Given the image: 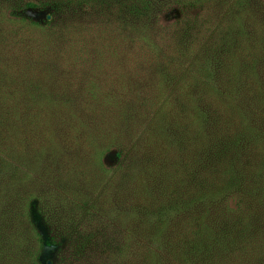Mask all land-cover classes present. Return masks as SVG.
Instances as JSON below:
<instances>
[{
	"label": "trees",
	"instance_id": "trees-1",
	"mask_svg": "<svg viewBox=\"0 0 264 264\" xmlns=\"http://www.w3.org/2000/svg\"><path fill=\"white\" fill-rule=\"evenodd\" d=\"M221 1L210 0L209 7L217 8ZM123 4L144 11L149 25L142 28V39L139 37L144 47L149 44L150 50L154 49L160 25L153 0H123ZM247 9V16H255L252 23L246 21L252 26L250 32L254 30L248 46L260 55L230 54L216 76L202 60L197 75L176 94V100L170 99L156 118L147 121L150 123L133 146L147 120L145 104L136 95L151 84L126 67L124 52L132 48L134 37L123 39L126 45L116 44L111 57L112 73L128 77L122 80H127L128 91L134 94L129 100L117 99L108 86L110 81L84 104L67 102L68 98H63L67 86L57 85L64 75L59 70L50 76V71L40 68L32 76L46 92L31 90L21 76L0 75V106L4 104L0 129L30 136L44 147L48 154L32 157L34 163L41 164V175L53 174L59 180L65 172L60 168L78 167L83 156L94 161L98 174L104 173L99 147L114 146L121 157L119 150L128 144L124 149H131L128 162L110 178L107 196H113L117 208L124 201L131 202L128 209L115 212V218L124 220L122 225L129 233L126 239L132 245L126 243L128 252L122 251V246L114 248V256L127 254L128 260H138V264H243L264 258V253L255 252L256 247L264 246V0H253ZM86 43L82 42L81 49ZM37 51L39 57L47 53L40 48ZM15 64L18 69L22 66L18 61ZM183 94L207 101H187ZM96 113L103 127L98 135L90 136L87 148L81 147L82 142L73 148L67 138L61 145L63 135L95 131ZM179 128L184 139L173 141L172 134L177 135ZM80 175L83 177V172ZM86 187L83 190L88 193ZM137 238H150L152 246L142 247ZM141 247L142 258L137 259Z\"/></svg>",
	"mask_w": 264,
	"mask_h": 264
},
{
	"label": "rangeland",
	"instance_id": "rangeland-1",
	"mask_svg": "<svg viewBox=\"0 0 264 264\" xmlns=\"http://www.w3.org/2000/svg\"><path fill=\"white\" fill-rule=\"evenodd\" d=\"M209 1L153 0L160 32L154 39L155 50H150L149 44L144 47L141 40L142 28L149 25L146 14L130 10L123 0H0V75L21 76L31 90L46 92L32 76L40 68L50 71V76L59 70L64 75L57 85L67 86L63 97L68 98L67 102L84 104L110 81L108 86L118 95L116 98L129 100L134 94L128 91L127 80H122L128 77L119 78L112 73L111 57L116 44L126 45L123 39L134 37V45L124 52L126 67L138 79L151 84L142 89L145 96L141 88L136 95L145 104L147 120L133 146L150 123L147 121L156 118L160 107L181 93L197 75V65L202 60L210 64L208 67L216 76L228 63L230 54L260 55L248 46L254 30L250 32L252 26L247 25L255 16H247V8L253 0H222L217 8L209 7ZM135 30L140 33L135 34ZM56 38H63L64 42ZM84 41L88 43L81 49ZM39 48L47 53L39 57ZM16 61L21 63L20 69ZM169 61L174 64L168 66ZM156 64L159 68H155ZM114 78L117 80L113 83ZM184 97L187 101H207L194 95ZM3 108L1 104L0 120ZM99 115L94 116L98 119L93 123L95 131L81 136L63 135L61 145L67 138L73 148H79L81 142V147L87 148V140L93 138L90 136L98 135L103 127ZM180 133L179 128L177 135L172 134L173 141L184 139ZM33 139L0 129V264H138V260H128L127 254L122 258L114 256V248L129 250L128 230L122 225L124 220H116L115 212L128 209L131 202L124 201L117 208L111 201L113 196H107L110 178L128 162L131 149L124 150L128 144L119 150L121 157L114 146L99 147L104 173L98 174L94 161L83 156L78 167L60 168L65 172L57 180L53 174L41 175V164L32 161L33 156L48 154ZM49 155L53 156V150ZM51 157L50 162L54 159ZM90 174L94 175L88 177ZM85 184L88 193L83 190ZM137 240L142 247L152 246L150 238ZM142 247L137 259L142 258ZM255 252L262 255L264 246L256 247ZM251 262L264 264V258H252L243 264Z\"/></svg>",
	"mask_w": 264,
	"mask_h": 264
}]
</instances>
